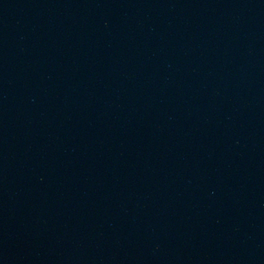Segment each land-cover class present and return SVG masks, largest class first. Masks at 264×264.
<instances>
[{
	"label": "water",
	"instance_id": "95a60500",
	"mask_svg": "<svg viewBox=\"0 0 264 264\" xmlns=\"http://www.w3.org/2000/svg\"><path fill=\"white\" fill-rule=\"evenodd\" d=\"M0 264H264V0H0Z\"/></svg>",
	"mask_w": 264,
	"mask_h": 264
}]
</instances>
